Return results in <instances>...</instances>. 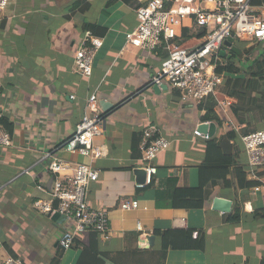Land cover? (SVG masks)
Here are the masks:
<instances>
[{
	"label": "crops",
	"instance_id": "0c3cea01",
	"mask_svg": "<svg viewBox=\"0 0 264 264\" xmlns=\"http://www.w3.org/2000/svg\"><path fill=\"white\" fill-rule=\"evenodd\" d=\"M147 1L9 0L0 13V118L12 124L11 146L0 147V260L12 256L26 264H95L97 259L101 264H264V165L248 166L242 141L249 132L264 131V111L249 110L245 122L237 124L230 108L235 99L219 86L211 97L219 124L204 121L199 104L182 102L168 86L149 85L167 51L125 44V34L137 24L136 9ZM86 24L94 25L93 35L101 39L89 77L74 71L73 57ZM184 24L187 40L195 33L191 22ZM261 84L252 97L262 93ZM92 92L98 95L100 112L108 113L94 139L98 156L93 160L63 147ZM219 100L229 103L228 112L217 106ZM149 125L170 144L149 162L156 171L147 184L148 163L142 161L139 145ZM196 127L215 138L193 135ZM230 131L234 137L226 139ZM53 151L99 170L98 180L89 185L88 201L91 208L107 211L108 239L84 233L72 248L61 250L62 228L71 221L33 207L36 199L50 198L45 156ZM207 156L222 164L208 165ZM216 198L229 202L225 211L215 207ZM123 199H136L139 207L120 210ZM235 212L238 219L229 221ZM178 219L186 220L187 234L173 228ZM150 236L151 245L146 239ZM84 250L92 254L81 257Z\"/></svg>",
	"mask_w": 264,
	"mask_h": 264
},
{
	"label": "built area",
	"instance_id": "2783aa9c",
	"mask_svg": "<svg viewBox=\"0 0 264 264\" xmlns=\"http://www.w3.org/2000/svg\"><path fill=\"white\" fill-rule=\"evenodd\" d=\"M8 3L9 0H0V13ZM136 17V26L125 34V44L150 51L162 47L167 51V57L161 61L155 74L149 77V85L158 88L168 86L178 93L182 102L194 105L214 96L223 83L224 75L218 74L216 68L222 64L220 53L227 39L264 42V5L252 4V0H148L144 6L136 9ZM187 20L193 24L195 34L185 40L182 29ZM100 46L101 39L89 30L84 31L73 56L76 73L84 77L91 75L93 59ZM69 98L73 99L74 96L70 95ZM216 102L222 111L228 112L227 101ZM107 114L99 110L97 93H90L80 122L63 145L65 150L88 159L96 158L98 151L94 139L100 135ZM193 135L206 140L211 138L198 127L193 130ZM242 141L248 166L253 169L264 165V131L249 132L242 136ZM11 144L9 134L0 125V147L7 148ZM169 144L155 125L143 129L139 151L142 161L148 163L144 167L147 184L156 171L149 162L168 149ZM45 158L51 174L50 198L36 199L33 207L45 214L57 212L71 221V226L62 228L59 248H72L76 238L88 232L108 239L110 227L107 211L91 208L88 201L89 185L98 180L99 170L90 162L65 160L54 151ZM137 186L143 187V184ZM3 188L4 185H0V191ZM37 188L43 190L41 185ZM138 207L136 199H123L119 205L123 211ZM137 228H141L140 223H137ZM173 228L186 230V220H176ZM0 264L26 263L20 258L7 256L0 260Z\"/></svg>",
	"mask_w": 264,
	"mask_h": 264
},
{
	"label": "trees",
	"instance_id": "16d2710c",
	"mask_svg": "<svg viewBox=\"0 0 264 264\" xmlns=\"http://www.w3.org/2000/svg\"><path fill=\"white\" fill-rule=\"evenodd\" d=\"M252 4L255 5H264V0H252ZM84 30H89L92 34H97V28L94 25L86 24L84 25ZM256 46L248 47L245 50H239V52L229 49V53L222 55V65H219L216 68L218 74H223V83L221 84L223 91L228 94V96L235 99V102L230 105L232 115L237 124H243L245 122L244 115L247 111L252 109H259L264 111V90L262 93H258L259 97H252V93L258 91L260 84H264V46H261L260 42L255 41ZM256 54H254V52ZM241 78H234L232 75H241ZM261 84V85H262ZM212 96H209L211 98ZM215 106L214 99H208L199 103V108L204 110L203 120H215L214 122L219 124V119L214 114L213 107ZM0 125L4 130L9 134L10 138L12 135V124L8 122L5 118H0ZM224 137L226 139H232L234 133L232 131L228 132ZM215 137L209 139L213 140ZM210 144V143H209ZM207 163L217 164L214 161L208 159ZM213 165V166H214ZM211 184H214L211 182ZM173 190V189H172ZM172 190H170V196L172 195ZM263 215V214H262ZM238 215L233 213L229 215V221H236ZM181 231L185 234L188 233V230H175ZM90 234L96 235L94 232H88ZM90 251H82L81 257L86 255H91ZM93 254L97 256L96 252L93 251ZM101 259H97L95 264H101ZM51 264H56V260H53Z\"/></svg>",
	"mask_w": 264,
	"mask_h": 264
},
{
	"label": "water",
	"instance_id": "95a60500",
	"mask_svg": "<svg viewBox=\"0 0 264 264\" xmlns=\"http://www.w3.org/2000/svg\"><path fill=\"white\" fill-rule=\"evenodd\" d=\"M231 43H232V39L229 38L227 39V41L225 42V45H227V47H231L232 50H235V51H239L238 49H236L235 46H231ZM229 202L224 200V199H221V198H216L214 200V205L215 207H217L218 209H222L223 211H225L224 208H226L228 206ZM227 210V209H226ZM147 242L151 245L152 244V241L154 239L153 236H150V237H147Z\"/></svg>",
	"mask_w": 264,
	"mask_h": 264
},
{
	"label": "rangeland",
	"instance_id": "374dc122",
	"mask_svg": "<svg viewBox=\"0 0 264 264\" xmlns=\"http://www.w3.org/2000/svg\"><path fill=\"white\" fill-rule=\"evenodd\" d=\"M253 42H254V40H250V42H248V40H238V39H236V40L232 41L231 46H240V47L244 48V47H248ZM225 46L226 45L224 44V47ZM224 49H225L224 50L225 53H229L230 47H225Z\"/></svg>",
	"mask_w": 264,
	"mask_h": 264
}]
</instances>
